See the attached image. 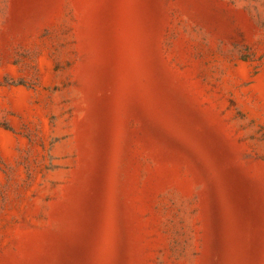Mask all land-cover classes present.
I'll use <instances>...</instances> for the list:
<instances>
[{
  "label": "rangeland",
  "instance_id": "374dc122",
  "mask_svg": "<svg viewBox=\"0 0 264 264\" xmlns=\"http://www.w3.org/2000/svg\"><path fill=\"white\" fill-rule=\"evenodd\" d=\"M0 264H264V0H0Z\"/></svg>",
  "mask_w": 264,
  "mask_h": 264
}]
</instances>
